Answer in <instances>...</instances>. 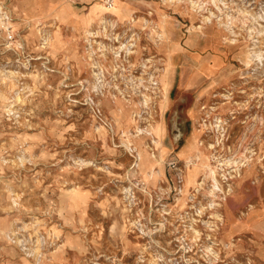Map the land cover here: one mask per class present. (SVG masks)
<instances>
[{"label":"rangeland","instance_id":"374dc122","mask_svg":"<svg viewBox=\"0 0 264 264\" xmlns=\"http://www.w3.org/2000/svg\"><path fill=\"white\" fill-rule=\"evenodd\" d=\"M0 264H264V0H0Z\"/></svg>","mask_w":264,"mask_h":264}]
</instances>
